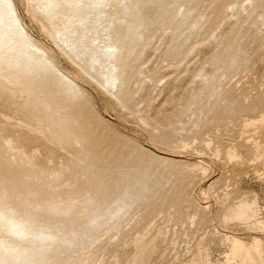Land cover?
<instances>
[{"label":"rangeland","instance_id":"rangeland-1","mask_svg":"<svg viewBox=\"0 0 264 264\" xmlns=\"http://www.w3.org/2000/svg\"><path fill=\"white\" fill-rule=\"evenodd\" d=\"M10 1L0 264H264V0Z\"/></svg>","mask_w":264,"mask_h":264},{"label":"bare ground","instance_id":"bare-ground-1","mask_svg":"<svg viewBox=\"0 0 264 264\" xmlns=\"http://www.w3.org/2000/svg\"><path fill=\"white\" fill-rule=\"evenodd\" d=\"M3 2H4V5L5 6H3V8H4V10L6 11V14H7V16H10L11 17V19H12V27L16 30V31H18V33L19 34H22V30H21V28H20V26H19V20H18V18H17V16H16V14H15V12H14V9H13V5L11 4V1L10 0H2ZM154 1L153 0H131V3H132V5L135 7V9H136V12L137 13H141V11L143 10V7L147 4V3H149V6H151L152 5V3H153ZM142 23V22H141ZM144 23V22H143ZM142 23V24H143ZM149 26V25H148ZM115 84V83H114ZM113 84V85H114ZM262 116V115H261ZM255 123V122H254ZM262 123H264V122H262ZM229 152V151H228ZM233 153V152H232ZM233 159V158H232ZM241 206H242V208H244L243 207V205L241 204ZM240 205H239V207H241ZM235 207V206H234ZM246 207V206H245ZM230 208V207H229ZM235 208H238L237 206L235 207ZM249 208V207H248ZM241 209V208H240ZM239 209V210H240ZM235 210V209H234ZM245 210V209H244ZM234 212V211H233ZM230 213L232 214V211H230ZM230 216V215H229ZM254 241V240H253ZM256 244V243H255ZM148 245H150V243L148 244ZM148 245H147V247H148ZM253 245V244H252ZM249 246H251V245H249ZM255 246V245H254ZM144 247V246H143ZM231 247V246H230ZM144 249V248H143ZM231 249H232V254H230V256L232 255V256H235L234 255V253L236 252V251H240V250H243V249H245L244 248V246H243V244L239 241V240H234L233 241V243H232V247H231ZM230 249V250H231ZM253 250H255L254 249V247L252 248ZM252 250V251H253ZM140 251V250H139ZM138 251V252H139ZM142 251V252H141ZM140 252L143 254V250H141ZM152 251H153V248H152ZM246 251V250H245ZM242 252V251H241ZM244 252V251H243ZM258 252V251H257ZM256 252V253H257ZM245 253V252H244ZM247 253V252H246ZM255 253V252H254ZM137 254V253H136ZM139 254V253H138ZM137 254V255H138ZM248 254V253H247ZM137 255H135V256H137ZM141 255V254H140ZM244 255V254H243ZM246 255V254H245ZM249 255V254H248ZM255 255H257V254H255ZM142 256V255H141ZM141 256H139V258H141ZM258 256V255H257ZM244 257V256H243ZM246 257H248V256H246ZM136 258H138V256L136 257ZM138 258V259H139ZM243 259V258H242ZM250 259V258H249ZM134 261H135V263L137 264V263H139V262H136L137 260L136 259H134ZM140 261V260H139ZM251 262H252V260H250ZM250 261H249V263H250ZM261 261V260H260ZM133 263V262H132ZM254 263V262H253ZM261 263V262H260ZM259 263V264H260ZM142 264V263H141Z\"/></svg>","mask_w":264,"mask_h":264}]
</instances>
